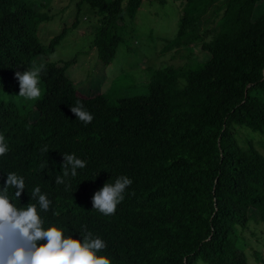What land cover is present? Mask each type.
Returning a JSON list of instances; mask_svg holds the SVG:
<instances>
[{"label":"trees","instance_id":"trees-1","mask_svg":"<svg viewBox=\"0 0 264 264\" xmlns=\"http://www.w3.org/2000/svg\"><path fill=\"white\" fill-rule=\"evenodd\" d=\"M77 1L78 13L84 5L95 12L94 46L100 62L111 65L126 19L135 20L150 0ZM173 1L186 3L195 18L180 20L164 52L209 56L193 82H179L190 74L187 66L165 68L152 80L162 92L85 105L93 120L77 125L69 103L84 100L66 76L71 62L45 65L44 93L30 111L15 101V73L51 56L67 28L45 47L38 30L50 18L23 0H0V134L9 146L0 171L23 174L29 192L39 184L67 227L104 239L112 264H250L239 243L252 213L264 226V157L250 139L264 137V9L257 13L264 0L248 20L245 0ZM61 153L87 161L67 188L54 184ZM118 174L133 183L115 212L103 216L92 209V193ZM28 200L22 192L20 204Z\"/></svg>","mask_w":264,"mask_h":264},{"label":"rangeland","instance_id":"rangeland-1","mask_svg":"<svg viewBox=\"0 0 264 264\" xmlns=\"http://www.w3.org/2000/svg\"><path fill=\"white\" fill-rule=\"evenodd\" d=\"M39 14L47 15L50 20L40 24L38 39L48 47L50 42L67 28L66 37L56 47L51 56H40L32 60L44 64L49 62L69 63L66 71L70 82L76 86L77 96L83 103L71 100L70 107L77 103L99 107L106 100H121L145 96L149 92H162L160 81H152L155 72L173 67L184 66L190 74L179 79L181 85L192 83L194 76L203 67L209 56L199 50L190 59H182L175 53L164 52L166 44L172 42L179 30V22L188 17L186 3L173 0H150L143 2L135 20L126 19L122 31L124 42L119 46L111 65L100 62L94 46V33L99 26L95 12L84 5L78 13L77 0H23ZM259 0H245L243 20H248ZM264 9V4L257 13ZM248 12V14H246ZM189 16L188 19H194ZM76 23V27L73 25ZM37 99L28 101L16 95L15 101L23 113L30 111L44 93ZM72 122L80 125L70 111ZM250 139L254 147L264 157V137L252 134ZM239 143L243 144L242 138ZM257 214H251L249 229L240 236L239 247L248 256L250 264H264V226L257 224ZM257 255L262 262L255 260Z\"/></svg>","mask_w":264,"mask_h":264},{"label":"clouds","instance_id":"clouds-1","mask_svg":"<svg viewBox=\"0 0 264 264\" xmlns=\"http://www.w3.org/2000/svg\"><path fill=\"white\" fill-rule=\"evenodd\" d=\"M44 67L41 58L39 63L15 73L19 97L31 101L41 96L40 76ZM70 111L85 125L93 120V115L79 103L70 107ZM8 151L6 139L0 134V157ZM61 155V175L55 177L54 184L67 188V178L77 177L87 161L74 153ZM0 174L4 176L0 184V264H112L104 239L84 227L78 230L67 227L53 207L49 193L42 191L39 184H32L29 192L23 174L17 171ZM132 183L126 174H118L114 179L110 176L92 193V209L103 216L112 215ZM22 192L29 197L23 205Z\"/></svg>","mask_w":264,"mask_h":264}]
</instances>
